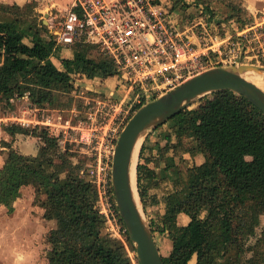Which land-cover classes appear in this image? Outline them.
Returning a JSON list of instances; mask_svg holds the SVG:
<instances>
[{
    "label": "trees",
    "instance_id": "trees-1",
    "mask_svg": "<svg viewBox=\"0 0 264 264\" xmlns=\"http://www.w3.org/2000/svg\"><path fill=\"white\" fill-rule=\"evenodd\" d=\"M197 1L213 12L214 3L224 6L226 20L239 29L252 21L240 0ZM36 6L0 3V15L7 17L0 24V106L11 111L13 101L26 97L35 109H65L79 91V76L105 82L118 73L98 46L84 41L68 47L72 59L62 58L66 47L57 46ZM163 128L165 145L151 146L157 152L153 160L143 157L148 140L144 143L137 178L143 203L147 195L158 197L159 219L150 218V227L160 251L158 236L172 243L164 264H189L195 256L196 264H264V113L245 97L224 91L206 96L154 133ZM4 130L13 138L30 135L17 124ZM33 135L41 141L37 156L4 143L0 207L13 214L22 189L34 188L33 205L56 223L48 237L49 264H134L127 246L136 251L122 219L124 240L107 230L96 186L79 174L82 166L74 163V153L45 129ZM183 183L191 185L192 194L174 203L184 193ZM181 214L190 218L187 226L179 225Z\"/></svg>",
    "mask_w": 264,
    "mask_h": 264
},
{
    "label": "built area",
    "instance_id": "built-area-1",
    "mask_svg": "<svg viewBox=\"0 0 264 264\" xmlns=\"http://www.w3.org/2000/svg\"><path fill=\"white\" fill-rule=\"evenodd\" d=\"M168 1L66 0L65 13L50 15L48 26L44 25L57 46L70 48L83 41L98 46L118 73L112 82L78 77L74 97L83 104L75 124L63 122L57 110L35 109L33 114L43 116L14 118L24 129L47 130L62 146L70 141L80 147L88 161L82 174L96 186L99 214L114 236L121 227L112 184L113 157L133 115L209 69L264 60V20L233 29L230 21L215 24L204 16L186 25ZM97 82L106 89L88 87Z\"/></svg>",
    "mask_w": 264,
    "mask_h": 264
},
{
    "label": "rangeland",
    "instance_id": "rangeland-1",
    "mask_svg": "<svg viewBox=\"0 0 264 264\" xmlns=\"http://www.w3.org/2000/svg\"><path fill=\"white\" fill-rule=\"evenodd\" d=\"M28 1V0H27ZM28 3H36V13L40 15L39 19L43 21L48 20L49 16L56 17L57 15H63L66 10V0H29ZM24 1H20V3H23ZM170 2L169 7H172L175 11V13L178 15V19L183 24H192L194 20H200V18L207 16L208 19L214 20L215 24L219 23H226L228 24L229 21H227L228 17V9L224 6L215 5V3L212 5L216 12H213V10H207L205 6L200 3L197 0H169ZM247 3L253 4L257 6L258 8L264 7V1L263 0H247ZM184 4L188 5V7H183ZM53 7H57L63 12H58V10H54ZM49 15V16H48ZM262 19L259 20L263 21L264 14L261 15ZM255 19L252 18V21L250 23H253ZM234 28L233 29H239V25L234 22ZM47 32H49L50 29L46 28ZM51 32V30H50ZM222 34L224 31L221 32ZM63 50L65 48L62 47L60 50V54L63 53ZM57 65L58 62L56 61ZM253 65L264 67V60L262 61H255ZM248 80L255 83L257 86H259L261 89L264 90V76H256L253 74H249L246 76ZM112 82V80L110 81ZM89 88H96L99 91L102 92V89H106L105 87H102V84L97 82L96 86L89 85ZM110 87H112V84H110ZM82 104L83 101L77 99L74 97L72 105L66 107L65 109H57L58 112H60V116H62V120H72L73 124L76 123L77 117L79 115V112L82 110ZM15 109L14 111H11L8 108H3V106H0V116H6L11 117L12 115L17 119H33L35 116H43V113L33 114L32 110H35V108H32L30 103H27L26 101L20 100L14 102ZM77 109V112H73V109ZM30 110V111H29ZM43 112H50L53 111V109H44ZM52 114V113H51ZM56 118V123L59 124V120L57 119L56 115H54ZM16 119H8V123L15 124ZM12 121V122H11ZM27 130V129H26ZM167 128H163L162 130H159L158 132L154 133V131H150L147 137L142 140L139 153H138V159H137V165L140 163V156L142 153L143 145L147 142V147L145 151L143 152V157L154 159L156 157L157 152L152 149L153 145L155 143H160L162 146L165 145V142L162 141L161 133L166 131ZM30 132V135L26 136H20L21 140L18 145V151L19 149H22L24 152H34L39 147H41L38 142H41L40 139L36 138L33 139V131L28 130ZM40 131V130H38ZM5 142H0V155L2 154V149L5 150ZM14 144V142H12ZM60 145V144H59ZM14 146V145H13ZM152 146V147H151ZM60 147L63 150H66L67 148L70 149L71 153H74V163L80 164L82 167L79 169V174L81 176H85L86 174H82L84 170H86L88 161L86 160L85 155H83L80 147L76 143H72L68 141L65 146L60 145ZM7 151V150H6ZM189 157V156H188ZM155 165L152 164V167ZM184 193L175 197L174 203L178 201L186 200L190 197L192 194L191 185L188 183H183ZM139 192V189H138ZM140 195V194H139ZM158 197L156 198H148V195L145 197V202L143 203L142 198L140 197L138 199L139 204L141 206L142 212L145 216V219L149 225H151L150 218L157 220L159 219V211L157 210V205L154 201H156ZM144 204L147 205V212H145ZM157 225V224H155ZM261 228L264 227V217H262L261 221ZM56 227L55 222H50L44 220L41 212H39V209L37 207L31 208L29 204H22L19 208L18 213H13L10 215L5 208L0 209V264H49L47 252L50 249V245L48 242V237L52 229ZM121 229L118 232V235L115 237L117 239L124 240L122 233L123 229L120 225ZM159 244L161 246V253L163 256H167L168 252L171 251L172 243L165 237L158 236ZM253 245L256 243V239H252L251 242ZM133 245V244H132ZM134 247V245H133ZM135 248V247H134ZM128 252L130 253V256L132 257L134 264H138L135 260V257H137L135 252H131L129 247L127 246ZM251 259L252 256H249ZM196 258H194L190 264H196L195 262Z\"/></svg>",
    "mask_w": 264,
    "mask_h": 264
},
{
    "label": "water",
    "instance_id": "water-1",
    "mask_svg": "<svg viewBox=\"0 0 264 264\" xmlns=\"http://www.w3.org/2000/svg\"><path fill=\"white\" fill-rule=\"evenodd\" d=\"M44 25L48 26V20L44 21ZM249 73L263 74L264 67L243 64L209 69L177 89L143 105L121 133L113 157L112 184L119 215L135 247L139 264L164 262L138 201L140 195L137 174L135 188L133 185V158L138 143L150 131L214 93L229 91L243 96L264 113V90L248 80L246 76ZM137 168L138 165L136 172Z\"/></svg>",
    "mask_w": 264,
    "mask_h": 264
},
{
    "label": "crops",
    "instance_id": "crops-1",
    "mask_svg": "<svg viewBox=\"0 0 264 264\" xmlns=\"http://www.w3.org/2000/svg\"><path fill=\"white\" fill-rule=\"evenodd\" d=\"M20 1H24L23 3H20ZM243 3L244 8L247 10L249 16H251L253 19L256 20H261L262 17L261 15L264 14V7H262L261 9L258 8L257 6L247 3V0H240ZM264 1V0H263ZM30 2L29 0H0V3H4L7 5H19V6H24L26 3ZM264 19V18H263ZM7 21V17L5 15H0V24H3ZM73 51L69 48H65V50H63V53H61V57L62 58H67V59H72L73 58ZM56 61L58 62L59 65H57ZM53 62L55 63V65L59 68H61V62L57 59V58H53ZM22 99H18L17 101H20ZM23 101H26L27 103H29L28 98H24ZM15 101H13L14 104ZM15 117L12 115L11 117H6V116H0V142H5V143H12L14 142V148L18 150V145L20 143L21 137L20 136H26V135H17L16 137H12L10 136L5 130H4V126L8 125L10 123H8V119H14ZM12 122V121H11ZM28 136V135H27ZM33 139L35 140L36 138L33 137ZM38 144L41 146V142H38ZM40 147L35 150L34 152H24L22 149H19V151L26 155V156H37L38 152H39ZM7 149L5 148V150L2 149V154L3 156L0 155V170L2 169L4 162H5V151ZM34 198H35V190L33 187L29 186V187H24L21 191V197L19 199H17V201L14 204V208L15 211L14 213H18L19 212V208L22 204H29V206L31 208L35 207L33 205L34 203ZM156 198V197H154ZM153 198V199H154ZM157 201V200H156ZM156 201L155 204H156ZM1 208H5V207H0ZM160 208V206H159ZM6 209V208H5ZM37 209H39V212H41L42 216L44 215V210L37 207ZM157 209H158V205H157ZM8 211V209H7ZM12 215V214H10ZM45 220V219H44ZM52 222V221H51ZM178 223L180 226H187L190 223V218L188 216H186L185 214H181L178 217ZM196 258V257H194ZM193 258V259H194ZM196 262V260H195ZM190 264V263H189Z\"/></svg>",
    "mask_w": 264,
    "mask_h": 264
},
{
    "label": "bare ground",
    "instance_id": "bare-ground-1",
    "mask_svg": "<svg viewBox=\"0 0 264 264\" xmlns=\"http://www.w3.org/2000/svg\"><path fill=\"white\" fill-rule=\"evenodd\" d=\"M249 74H253V75H256V76H264V73L263 74H259V73H249ZM248 74V75H249ZM140 145H141V141L138 143L137 147H136V150L134 152V158H133V185H134V188L136 186V166H137V159H138V153H139V149H140Z\"/></svg>",
    "mask_w": 264,
    "mask_h": 264
}]
</instances>
